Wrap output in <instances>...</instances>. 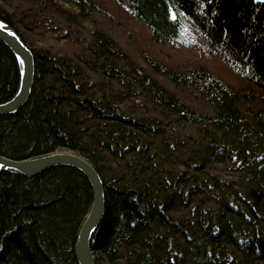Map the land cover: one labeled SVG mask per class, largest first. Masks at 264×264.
<instances>
[{
  "label": "trees",
  "instance_id": "trees-1",
  "mask_svg": "<svg viewBox=\"0 0 264 264\" xmlns=\"http://www.w3.org/2000/svg\"><path fill=\"white\" fill-rule=\"evenodd\" d=\"M117 14L149 44L190 57L161 61ZM0 21L34 60L27 101L0 116V156L65 151L92 165L104 191L96 264H264L263 4L0 0ZM111 28L134 44L121 46ZM18 83L0 42V103ZM91 202L73 168L32 178L0 170V264H77Z\"/></svg>",
  "mask_w": 264,
  "mask_h": 264
},
{
  "label": "water",
  "instance_id": "water-1",
  "mask_svg": "<svg viewBox=\"0 0 264 264\" xmlns=\"http://www.w3.org/2000/svg\"><path fill=\"white\" fill-rule=\"evenodd\" d=\"M252 1L264 5V0ZM0 42L11 51L19 69L18 88L10 100L0 103L1 116L15 113L27 101L33 86L34 60L28 47L2 21H0ZM55 167H69L79 171L85 176L91 187L92 202L79 227L74 254L78 264H95L90 250V242L104 214V191L102 181L92 165L80 155L65 151L24 160H12L0 156V170L20 174L25 178H32ZM126 196L128 199H135L136 192H127Z\"/></svg>",
  "mask_w": 264,
  "mask_h": 264
},
{
  "label": "rangeland",
  "instance_id": "rangeland-1",
  "mask_svg": "<svg viewBox=\"0 0 264 264\" xmlns=\"http://www.w3.org/2000/svg\"><path fill=\"white\" fill-rule=\"evenodd\" d=\"M109 10L110 12L114 10L113 6L109 5ZM114 11L112 12V15L114 16ZM117 13H119V11L117 10ZM117 20H119V22L123 23V29L124 27H128L129 30L131 32H134L135 34V40L137 41H144V45L149 49V50H155V52L158 54V58L169 64V65H173L176 66L177 64H181L184 62V60L187 57H190L188 53V51H184V50H176L174 47H170L168 45L166 46H161V45H157L155 44V46H153L152 44H149L143 37V35H141V28L131 19L125 20V18H123L121 15L117 14ZM125 20V21H124ZM127 22V25H126ZM112 35L114 36V38L119 42V44L123 47H127L129 45L132 46V44H134V41L129 39L122 31H119L117 29H112ZM130 49V48H129ZM182 49V48H181ZM206 64H208L211 68L212 71H214V73H216L217 75H219L220 77H222L225 80L228 81H233V79L231 78V76L228 75V71L227 69L223 66H221L217 61L214 60H209L208 62H206Z\"/></svg>",
  "mask_w": 264,
  "mask_h": 264
},
{
  "label": "bare ground",
  "instance_id": "bare-ground-1",
  "mask_svg": "<svg viewBox=\"0 0 264 264\" xmlns=\"http://www.w3.org/2000/svg\"><path fill=\"white\" fill-rule=\"evenodd\" d=\"M130 191H134V190H128L127 192H130ZM135 192V191H134ZM86 216V215H85ZM85 218V217H84ZM84 220V219H83ZM83 220H82V222H83ZM75 245V244H74ZM90 250H91V248H90ZM73 252H74V247H73ZM91 253H92V250H91ZM92 255H93V253H92ZM93 257H94V255H93ZM74 259H75V261H76V263L78 264V262H77V260H76V258H75V254H74ZM95 260V259H94ZM95 264H96V262H95Z\"/></svg>",
  "mask_w": 264,
  "mask_h": 264
}]
</instances>
